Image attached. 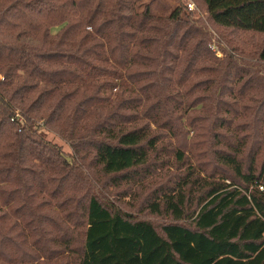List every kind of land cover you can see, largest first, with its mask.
Masks as SVG:
<instances>
[{
  "label": "trees",
  "instance_id": "obj_1",
  "mask_svg": "<svg viewBox=\"0 0 264 264\" xmlns=\"http://www.w3.org/2000/svg\"><path fill=\"white\" fill-rule=\"evenodd\" d=\"M21 1L28 4L19 15ZM201 2L215 27L264 36V0ZM142 3L14 0L0 16V264L64 254H73L75 264H264V159L259 165L255 146L244 156L248 142L238 137L250 128L234 126L232 112L203 111L204 101L212 102L203 93L219 90L215 78L196 80L210 70L197 66L200 50L209 49L203 40L190 48L202 33L183 31L185 7L161 19ZM57 20L58 34L50 37ZM19 28L8 45L2 34ZM254 55L264 64V40ZM262 72L256 65L231 76L249 74L243 93L253 86L260 93L259 126L264 81L261 88L253 82ZM121 95L126 98L117 99ZM102 107L110 111L92 123L89 110ZM41 127L68 142L77 159L46 141ZM252 132L253 145H264L262 129ZM176 137L168 150L164 140ZM84 149L115 182L131 181L139 170L150 173L151 158L169 171L162 158L171 157L174 170L153 189L146 209L172 222L157 231L89 191V177L81 174ZM45 209L51 214H42Z\"/></svg>",
  "mask_w": 264,
  "mask_h": 264
},
{
  "label": "rangeland",
  "instance_id": "obj_2",
  "mask_svg": "<svg viewBox=\"0 0 264 264\" xmlns=\"http://www.w3.org/2000/svg\"><path fill=\"white\" fill-rule=\"evenodd\" d=\"M13 1L14 0H0L1 17L12 7V5H14ZM27 4V1H21V3L18 4L17 7L20 8L19 15H21V13H24L23 11H25V6ZM142 4V6L148 5L151 13L161 19H167L171 12L177 6L182 5L183 7H185L181 16L182 22L184 23L183 31L187 30L188 28H193L198 29L200 33H202L201 37L198 36L193 41H190V48L192 49L194 47V44H197V42L203 40L208 44L209 49L208 51L200 50V52L202 53V57H200L202 59L199 60L197 66L201 67L204 65L210 68V70L205 71L203 74L198 76L196 80L215 78L217 84L214 86V88L217 87L218 89H216V91L219 90V93H214L215 89L208 93H203V98L209 97V99L212 101L210 103H206L207 100L204 101V103L208 105L206 107H203V111H209L214 115L218 114V116L220 117L232 116L231 114H226L224 111L236 114L238 117L235 120L234 126L238 125L243 126V128H250V131L243 129L238 136L240 138L245 136V139L248 142L244 156L247 157L251 153L250 150L253 151V146L259 148L257 161L260 165L264 159V145H253L255 144V140L254 138H252V136L254 135L252 131H259V129H262L264 135V125H256L257 122H255L254 120L255 110L257 109L256 105H258L255 103L260 99L261 95L260 93L256 92L254 86L253 89L248 88V91L245 90L246 92L243 93V85L246 82H249L247 81L249 80V74L245 75L242 79H238L237 77L233 78L231 76L235 72L236 68L248 70L249 72V70L253 69L256 65L258 66L259 71H263L262 74L264 75V64L257 62L254 55L262 45L264 36L255 33L242 34L232 30L215 27L209 22L204 4L201 2V0H143ZM188 6H191L192 9H189ZM183 14H186L187 16L185 17ZM26 16L27 17L24 18L29 20V14L26 13ZM7 19L11 20L5 16L3 17L4 21ZM57 23H59L58 20L56 21L55 26L49 29L50 37L56 36L58 34L60 26ZM20 29L22 28L15 30L7 29L2 34L4 41L8 45L15 44L13 35H17L20 31L23 30ZM8 36H12V39ZM20 42L21 44L25 45V42ZM34 44L36 46H40L41 42L37 40ZM184 49L186 51H189V45ZM179 54L181 59L186 57V54ZM196 71L197 69L195 68L192 76H194ZM3 75L4 74L0 73V80L3 79ZM257 77L258 82H253V85H259V88H261L263 85L260 81V78H263L262 81H264V76H260L258 74ZM236 80L240 81L236 82ZM193 81H195V79H193ZM227 90L232 91L233 94L228 93ZM234 94L237 95V98ZM121 98H126V96L121 95L117 99ZM220 102L229 106H226V108L221 107L219 109H216V107L219 106ZM103 108L104 107L99 108L96 111L89 110V115L94 117L92 123L96 122L97 118H99L100 116H104L105 112L110 111L104 110ZM195 109L201 110L202 107L198 106ZM203 116L205 115L203 114ZM204 125L207 126L208 122ZM218 132L221 133L219 129ZM224 132L225 131L223 130V133ZM39 134L43 135L46 141L51 142L52 144L59 147L65 156L70 157L72 155L76 158L70 144L62 139L54 130H49L47 128L41 127L39 130ZM182 137L183 136L179 138L180 142H182ZM238 137L236 138L237 140H239ZM185 139L186 138L184 137V140ZM187 140H190L189 136L187 137ZM164 141L169 143L170 146L168 150L171 151L177 144V137L170 142L166 140ZM186 148L190 150L189 146ZM204 150V148H195L194 151L205 152ZM84 152L85 149L83 153L79 154L80 157L84 159V161H80V163L85 165L81 174L84 176L87 175L89 177L88 179L91 182L89 185V191L97 193V196L101 200H105L108 203H111V205H113V208L129 214L133 219L150 222L157 231H159L164 224L172 222V220L164 214L152 215L146 209L147 201L150 198V194L153 189L159 185L160 181L164 182L167 178L165 176L170 175L174 170L173 165L175 164V162L171 157L168 159L162 158L164 160V168L167 164V168L169 171L164 172V169L161 170L160 164L154 163V158H151L147 166L150 168V173L145 174L142 170H139L137 173H131L133 176V179H131V181L126 182L124 180H121L119 182H115L111 180V176H103L99 169L91 163L92 156L85 157ZM202 155L203 154L198 155L197 159L203 161ZM159 170L160 173L157 172ZM207 172L202 173V177H206ZM76 193L77 192H74L73 194ZM40 200L41 199L39 197L36 198L34 200V205H37ZM41 213L50 215L51 211L49 209H45L42 210ZM77 240L78 241L76 242L79 243L80 238L78 237ZM63 256V258H54L51 261L39 257L38 259H36L38 260V262H35L34 264H75V256L73 254H64Z\"/></svg>",
  "mask_w": 264,
  "mask_h": 264
},
{
  "label": "built area",
  "instance_id": "obj_3",
  "mask_svg": "<svg viewBox=\"0 0 264 264\" xmlns=\"http://www.w3.org/2000/svg\"><path fill=\"white\" fill-rule=\"evenodd\" d=\"M189 7V9H192V7L191 6H188Z\"/></svg>",
  "mask_w": 264,
  "mask_h": 264
}]
</instances>
